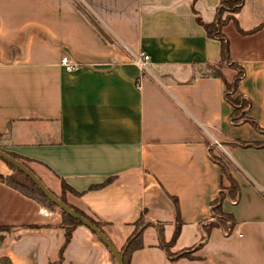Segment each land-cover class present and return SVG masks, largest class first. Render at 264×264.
Returning <instances> with one entry per match:
<instances>
[{
	"label": "crops",
	"instance_id": "0c3cea01",
	"mask_svg": "<svg viewBox=\"0 0 264 264\" xmlns=\"http://www.w3.org/2000/svg\"><path fill=\"white\" fill-rule=\"evenodd\" d=\"M221 2L0 0V144L55 195L62 182L81 194L67 202L100 222L118 251L143 218V248L129 264H264V149L235 144L264 142V28H223L245 71L236 95L249 102L255 129L231 122L223 81L203 75L221 48L196 17L213 23ZM235 18L242 32L255 30L264 0H243ZM140 53L151 58L146 70ZM211 149L226 156L240 197L222 206L235 221L231 233L206 236L222 179ZM9 174L0 160V175ZM178 214L171 252L195 248L194 259L172 261L163 247ZM0 227L8 228L0 264H114L88 228L66 244L59 213L2 183Z\"/></svg>",
	"mask_w": 264,
	"mask_h": 264
},
{
	"label": "trees",
	"instance_id": "16d2710c",
	"mask_svg": "<svg viewBox=\"0 0 264 264\" xmlns=\"http://www.w3.org/2000/svg\"><path fill=\"white\" fill-rule=\"evenodd\" d=\"M242 7H243V0H222L221 7L213 23L205 24L199 17H196L197 23L204 28V30L207 33V37L209 39L218 40L220 43V48H221L220 61L213 65H207L205 68V73L203 75L206 77L219 78L223 81L225 99L228 101V103L233 108V113L230 117V120L233 124L239 125L243 122H248L252 124L255 129H258L255 122L247 117L246 111L250 107L249 102L240 96L237 99H233L232 97V94L237 93L239 84L245 75V71L242 68L238 67L237 64L232 61L231 56H230V44H229L228 39L223 34V28L230 22H232L236 26L237 30L243 35H252V34L257 33L262 28H264V24H262L261 26H259L258 28H256L255 30L251 32H248V33L242 32L238 28L237 20L235 18V16L241 11ZM226 64H228L229 67L233 69H237L239 72L238 76L234 78V81L232 84L229 81H227V79L224 77L222 73V68ZM235 144L240 147H244V148L253 147V148L264 149V142L248 143V142H243V141H237ZM0 151L7 153L9 156L19 161L20 163H22L26 168H28L30 171L34 173V171L31 170L30 167L27 165L25 159L4 151L1 144H0ZM209 153H210L211 158L220 166L221 172H222V179H221L220 194L217 196V198L211 205V213L213 216V221H210L209 223H207V225L204 228V234L206 236H209L211 231L218 227H222L226 233L230 234L231 231L233 230L235 221L231 215L224 213L222 206H223L224 201L227 200V198H229L232 201H237L240 197V188L236 184L232 176L230 175L229 165H228L226 156L223 153L215 152L212 149L210 150ZM0 160L2 159L0 158ZM2 161L5 162L4 160ZM5 163L8 165V167L12 170L13 173L9 176L0 175V183L19 192L23 196L35 201L43 208L51 212H54V213H59V215L62 218V226L65 229V233H66V244L69 243L75 229L83 225L79 221L75 220L74 218L66 214L64 211L60 210L55 204H53L24 173H22L20 170L15 168L13 165L7 162ZM226 183H228V185H226ZM62 184H63V191H62L63 195L67 192H70L74 196H77V197L81 196V194L76 193L72 188H70L64 182H62ZM99 187H94L92 189L99 188ZM63 195L58 197L63 203H65L70 209H72L74 212L79 214L81 217L87 219L97 229H99L104 235H106L102 228L103 226L100 222L96 221L94 218L90 217L85 212L81 211L80 209H77L73 207L72 205H70L67 202L65 195L64 196ZM181 227H182V223L180 220V216L178 214L177 215V225H176L173 237L170 243L163 244V247L166 249L168 253V257L172 261H178L180 259H194L193 254L197 250L193 248V249L185 250L179 253L171 252V248L173 247V245L176 243V241L178 240L180 236ZM3 228H6V227H0V231ZM145 228H146V223L143 218H140L135 223V231L133 235L127 240L124 247L119 251V253L123 255L124 264H129L131 255L135 251L143 248L142 240H143V231ZM7 231H8V228H7ZM93 235L95 234L93 233ZM95 237L101 242V240L96 235ZM111 257L113 259L114 264H116L115 259L112 254H111Z\"/></svg>",
	"mask_w": 264,
	"mask_h": 264
},
{
	"label": "water",
	"instance_id": "95a60500",
	"mask_svg": "<svg viewBox=\"0 0 264 264\" xmlns=\"http://www.w3.org/2000/svg\"><path fill=\"white\" fill-rule=\"evenodd\" d=\"M0 158L5 162L13 165L15 168L24 173L39 189L40 191L60 210L64 211L66 214L79 221L84 227L88 228L92 233H94L101 242L107 247L110 253L113 255L116 264H124L123 255L119 253V251L114 247V245L110 242V240L99 230L97 229L91 222L87 219L81 217L79 214L70 209L65 203H63L55 194H53L44 183L28 168H26L22 163L15 160L7 153L0 151Z\"/></svg>",
	"mask_w": 264,
	"mask_h": 264
},
{
	"label": "built area",
	"instance_id": "2783aa9c",
	"mask_svg": "<svg viewBox=\"0 0 264 264\" xmlns=\"http://www.w3.org/2000/svg\"><path fill=\"white\" fill-rule=\"evenodd\" d=\"M150 60H151V58H150V56L148 54L140 53L138 58H137V65L141 69L146 70ZM61 64L68 72H73L77 68V65L74 64V63H71L67 57H64L62 59V63Z\"/></svg>",
	"mask_w": 264,
	"mask_h": 264
},
{
	"label": "rangeland",
	"instance_id": "374dc122",
	"mask_svg": "<svg viewBox=\"0 0 264 264\" xmlns=\"http://www.w3.org/2000/svg\"><path fill=\"white\" fill-rule=\"evenodd\" d=\"M227 67H229V65L228 64H226V65H224L223 66V68H222V73H224L225 74V69H227ZM230 69H232V70H234V72H231V75L229 76V77H231V78H229V79H227L226 78V76L224 75V77L227 79V81H229L231 84L233 83V81H234V78H236L237 76H238V70L237 69H233V68H231V67H229ZM232 97H233V99H237V98H239V96H237L236 94H232ZM2 161V160H1ZM26 162H28V161H26ZM29 163V162H28ZM29 166V165H28ZM9 170H10V173L12 174L13 172H12V170L9 168ZM11 174H9V175H11ZM8 175V176H9ZM226 185H228V183H226ZM61 190L63 191V184H61ZM61 191V192H62ZM68 193H70V192H67V193H65L64 195H65V198H66V200H67V194ZM71 194V193H70ZM61 195H63V193H61ZM63 195V196H64ZM57 196V195H56ZM57 197H59V196H57ZM7 231V227L6 228H3V229H1V231H0V233H3V232H6Z\"/></svg>",
	"mask_w": 264,
	"mask_h": 264
}]
</instances>
